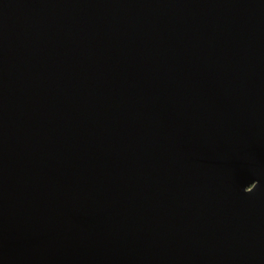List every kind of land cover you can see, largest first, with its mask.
<instances>
[{
    "label": "water",
    "instance_id": "95a60500",
    "mask_svg": "<svg viewBox=\"0 0 264 264\" xmlns=\"http://www.w3.org/2000/svg\"><path fill=\"white\" fill-rule=\"evenodd\" d=\"M0 264H264V0H0Z\"/></svg>",
    "mask_w": 264,
    "mask_h": 264
}]
</instances>
